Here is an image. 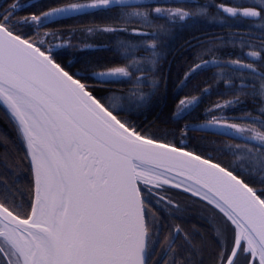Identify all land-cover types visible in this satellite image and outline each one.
I'll return each mask as SVG.
<instances>
[{
    "label": "snow or ice",
    "instance_id": "obj_1",
    "mask_svg": "<svg viewBox=\"0 0 264 264\" xmlns=\"http://www.w3.org/2000/svg\"><path fill=\"white\" fill-rule=\"evenodd\" d=\"M36 6L39 12L17 17ZM208 7L153 11L175 24L205 16ZM216 7L225 18H249L264 29V0ZM113 11L114 24L89 28L88 34L126 33L129 24H138L131 33L148 39H119L122 65L98 70L86 63L82 75L70 71L58 50L91 46L74 45L71 36L49 25ZM153 27L142 0H55L46 9L39 0H10L0 10V118L12 133L0 130V264H204L206 234L182 226L187 208L168 188L216 210L209 221L219 241L216 264H264V187L253 186H264V45H247L248 62L201 59L185 73L181 85L192 73L216 66L213 80L223 82L232 98L205 109L199 126L180 127L177 144L176 129L157 138L133 119L160 102L158 41L166 29L143 30ZM119 83L130 87L96 92ZM210 87L181 98L171 122L179 124L195 111ZM241 97L253 99L255 112L227 115L226 109L243 103ZM190 132L237 141L208 149L230 154L232 164L189 149ZM17 142L24 150L21 160L13 156ZM21 169L30 174L27 200Z\"/></svg>",
    "mask_w": 264,
    "mask_h": 264
},
{
    "label": "trees",
    "instance_id": "obj_2",
    "mask_svg": "<svg viewBox=\"0 0 264 264\" xmlns=\"http://www.w3.org/2000/svg\"><path fill=\"white\" fill-rule=\"evenodd\" d=\"M10 0H0V10L8 7ZM21 3H37V0H20ZM250 0H143L142 3L148 6L152 14L153 28L143 29L146 32H152L160 29L161 26L166 29L162 32L158 41L159 64L156 73L159 80V92L157 94L160 102L154 108L135 116L134 123L138 129L145 134L161 137L165 129H176L174 142L179 144V131L185 123L190 125L204 122L205 109L231 99V95L226 91L223 82L216 83L213 76L219 71L216 66L207 70H198L192 73L184 85L180 82L184 80L185 73L189 72L195 63L201 59L211 60L214 57L221 60L241 58L248 62L246 53L249 51L247 45H255L257 48L264 45V29L258 28L249 18H232L226 17L216 5L223 4L232 6L237 3H249ZM39 3L46 9L49 4L55 3V0H39ZM209 5L205 16H197L188 19L186 22L177 21L175 24L170 23L167 18L157 17L153 9L160 7H181L186 10H195L198 6ZM39 6L29 7L20 10L17 17H23L32 12H39ZM116 11L105 14L84 15L77 19H64L59 23H52L49 28L57 30L65 35V38L71 36L74 45L91 47L85 51L77 48L60 49L61 56L58 57L60 62L65 64L70 71L82 75L79 71L86 63L97 67L98 70L107 69L112 66L122 65L125 61L118 55L117 44L119 39L139 42L146 37L133 35L131 29L138 27V24H129V32L126 33H103L97 32L93 35L88 34L89 28L97 26L111 25L115 23ZM116 26H120L116 24ZM233 41L236 43L234 44ZM241 41L244 43L241 44ZM212 49V54L207 50ZM139 57L143 55L142 51H137ZM264 70V69H261ZM239 82V76H237ZM250 83L252 81H249ZM258 87V82H255ZM211 86L210 91L201 97L199 106L179 124L171 122L172 113L175 111L176 104L181 98L191 95H199L203 88ZM130 85L128 83H119L109 88L96 89L98 95L107 92L126 91ZM147 90V89H145ZM252 91L251 88L248 89ZM243 103L235 108L226 109L227 115L231 117H240L246 111L255 112L253 99L251 97H241ZM258 99V98H257ZM0 130L12 136L11 130L0 118ZM186 144L189 149L199 152L201 155H208L224 166L232 164V156L221 151H208L210 148H221L226 144L236 143L223 135H213L206 132H190ZM169 140L173 137L169 136ZM17 152L13 156L17 160L23 159V147L17 142ZM244 179H248V174H244ZM30 184V174L27 170L20 171V185L24 191L25 200L28 199L27 185ZM258 191H261L259 184H254ZM167 187V186H165ZM168 194L178 204L187 208L183 217V227L189 231L196 226L201 232L206 234V247L204 249V264H216L219 256V242L215 238L214 231L209 221L213 218L215 209L206 206L203 201L196 197H191L189 193H184L178 189L168 188ZM155 207V205H153ZM217 218L222 214L216 213ZM180 222V221H177ZM171 223V221H168ZM242 264V261H241Z\"/></svg>",
    "mask_w": 264,
    "mask_h": 264
},
{
    "label": "rangeland",
    "instance_id": "obj_3",
    "mask_svg": "<svg viewBox=\"0 0 264 264\" xmlns=\"http://www.w3.org/2000/svg\"><path fill=\"white\" fill-rule=\"evenodd\" d=\"M142 1H143V0H142ZM200 124H201V123H200ZM200 124H194V126H199ZM219 218H220V217H219ZM219 218H218V219H219ZM218 242H219V241H218ZM218 257H219V256H218ZM242 264H243V262H242Z\"/></svg>",
    "mask_w": 264,
    "mask_h": 264
},
{
    "label": "water",
    "instance_id": "obj_4",
    "mask_svg": "<svg viewBox=\"0 0 264 264\" xmlns=\"http://www.w3.org/2000/svg\"><path fill=\"white\" fill-rule=\"evenodd\" d=\"M178 190H180V189H178Z\"/></svg>",
    "mask_w": 264,
    "mask_h": 264
}]
</instances>
